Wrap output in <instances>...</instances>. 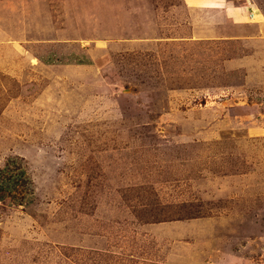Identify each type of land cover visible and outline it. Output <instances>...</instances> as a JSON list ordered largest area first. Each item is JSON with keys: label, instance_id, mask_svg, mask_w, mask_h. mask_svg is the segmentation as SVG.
I'll return each mask as SVG.
<instances>
[{"label": "rangeland", "instance_id": "374dc122", "mask_svg": "<svg viewBox=\"0 0 264 264\" xmlns=\"http://www.w3.org/2000/svg\"><path fill=\"white\" fill-rule=\"evenodd\" d=\"M245 1L247 40L184 0H0V168L32 186L0 200V264H264Z\"/></svg>", "mask_w": 264, "mask_h": 264}, {"label": "crops", "instance_id": "0c3cea01", "mask_svg": "<svg viewBox=\"0 0 264 264\" xmlns=\"http://www.w3.org/2000/svg\"><path fill=\"white\" fill-rule=\"evenodd\" d=\"M242 1L243 0H184L186 6L189 8H197L202 11L204 9H214L218 12L223 13L224 18L237 26L238 30L247 31V33L241 32L239 35L241 38H245L247 40L251 37H257L258 35H260L259 32L263 29H261L260 24L258 23H260L262 20L261 16L257 13L258 11H256V8L252 7V4H250L251 2ZM199 18L200 20H204L202 26H205L206 21L208 20L207 16L203 14L199 16ZM193 39L202 38L198 37Z\"/></svg>", "mask_w": 264, "mask_h": 264}, {"label": "trees", "instance_id": "16d2710c", "mask_svg": "<svg viewBox=\"0 0 264 264\" xmlns=\"http://www.w3.org/2000/svg\"><path fill=\"white\" fill-rule=\"evenodd\" d=\"M32 190L26 170L18 166L15 158L10 159L7 163L0 168V200L5 198L6 195H13L17 198L20 191ZM23 192V193H24Z\"/></svg>", "mask_w": 264, "mask_h": 264}]
</instances>
